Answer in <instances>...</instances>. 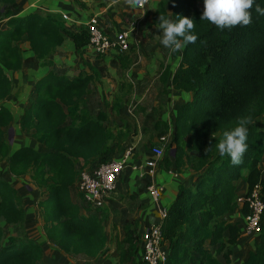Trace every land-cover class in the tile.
<instances>
[{
  "label": "trees",
  "instance_id": "1",
  "mask_svg": "<svg viewBox=\"0 0 264 264\" xmlns=\"http://www.w3.org/2000/svg\"><path fill=\"white\" fill-rule=\"evenodd\" d=\"M15 1L0 0V7ZM167 4L171 6L172 20L183 16L194 20L197 40L181 51L171 80L175 91L190 94L191 99L176 113L171 140L160 165L168 169L173 161L178 174L192 176L188 184L179 187L162 221V247L167 254L164 264H230L247 213V206L237 203V184H245L246 195L259 186L264 203V15L255 10L256 5L264 8V0H254L249 26L223 30L200 20L204 9L196 10L192 0H161L151 14V26H158L160 14L169 16ZM3 16L7 18V28L0 30V102L10 96L12 89L6 73L23 66L18 47L23 36L35 60L43 66L52 64L49 56L67 39L80 57L89 44L85 27L71 32L48 14L35 11L14 17L5 11ZM128 52L119 54L123 70L129 67ZM161 70L160 79L166 82L169 73L166 68ZM92 81L93 77L84 73L73 79L48 73L35 82V100L21 115L19 128L25 134L32 131L31 138L43 151L29 146L12 151L5 130L11 126L12 116L6 106L0 105V162H6L16 179L28 177L40 192L36 206L47 241L64 256L98 260L107 253L102 224L106 209L86 215L72 201L71 190L80 178L75 163H108L121 149L128 131L114 132L103 124L104 114L94 117L89 113L84 97ZM120 103L117 99L115 111ZM241 117H250L253 123L248 126V149L242 163L233 166L228 156L219 154L215 143ZM237 209L242 222L226 219ZM26 216L18 192L0 179V220L19 229ZM261 221L255 249L248 252L242 264H264V212ZM3 239L0 228V264H43V244L20 235L7 237L5 244ZM141 251L135 223H129L115 264H144Z\"/></svg>",
  "mask_w": 264,
  "mask_h": 264
},
{
  "label": "crops",
  "instance_id": "2",
  "mask_svg": "<svg viewBox=\"0 0 264 264\" xmlns=\"http://www.w3.org/2000/svg\"><path fill=\"white\" fill-rule=\"evenodd\" d=\"M160 1L149 0L144 9H134L127 5L125 0H16L12 5L0 7V30L7 28V18L3 16L5 11H10L14 17H22L35 11L43 15L48 14L71 32H77L81 26L85 27L87 21L94 16L101 30L107 35L127 31L131 23H137L135 30L130 32L133 48L128 52L129 67L126 70L121 68L120 53L117 51L98 55L94 49L86 46L80 57L69 39L49 56L52 64L43 66L35 60L26 36H23L18 43L23 66L19 71L6 73L12 89L10 96L0 102V105L6 106L12 116L11 126L5 129L12 151L23 146L43 151V147L31 138L32 131L25 134L19 128L21 115L35 100L33 94L35 82L48 73L68 79L84 73L93 77L84 97L89 113L94 117L104 114L106 119L103 124L114 129V132L128 131V137L121 144V149L115 153L114 158H121L126 150H131V158L128 159L125 169L117 179L116 190L103 207L106 209V217L102 224L107 239V253L103 259L92 260L91 264H115L118 246L124 238L125 226L135 223L140 238L142 233L160 221L159 208L168 209L179 187L188 184L191 180V173L180 175L175 171L173 161L168 169L164 168L160 165L163 156L157 158L153 153L157 148L165 152L171 140L176 113L182 104L191 99L190 94L175 91L171 86L172 77L179 66L181 51L172 53L168 48L157 47V37L162 38V30L158 26H151V14ZM145 9L147 13L144 12ZM165 9L171 16V6L167 4ZM63 16H67L68 20H64ZM148 34L152 37V41L149 40ZM161 68H166L169 73L166 82L160 79L163 70ZM117 99L121 102V107L115 111ZM157 122L161 124L158 127ZM166 135H169L167 144L160 141V138ZM149 160L157 163L154 176H149L139 168V170L132 169L133 166H143ZM76 162L89 171L97 164L84 165L81 160ZM261 173L264 178V158ZM0 179L10 183L22 198L27 213L22 232L27 234L26 238L43 244L41 263L50 264L48 246H53V254H56L60 261L66 258L69 262L72 258L78 257L89 259L84 256H64L39 232L30 236V227H28L30 215L25 202L32 192L30 180L28 177L21 179L13 177L4 161L0 162ZM149 184H154L163 190L157 203L152 201L147 192ZM237 189L240 198L246 196V186L243 182L237 184ZM73 191L76 193V186L71 190V199L78 205L81 213L94 215L95 210L84 203L82 195L74 194ZM226 219L242 222L240 209ZM0 228L4 232L3 244L7 237L17 236L14 231H18V228H12L2 220H0ZM255 245L256 236L247 235L242 231L230 258V264H242L248 252L255 249Z\"/></svg>",
  "mask_w": 264,
  "mask_h": 264
},
{
  "label": "built area",
  "instance_id": "3",
  "mask_svg": "<svg viewBox=\"0 0 264 264\" xmlns=\"http://www.w3.org/2000/svg\"><path fill=\"white\" fill-rule=\"evenodd\" d=\"M149 0L144 4V9ZM64 20H68L67 16H63ZM137 23L130 24L129 30L122 31L114 35L105 34L100 26L97 18H90L85 24V28L89 35L88 46L95 50L98 55H104L110 51L118 53H127L131 48L130 32L135 30ZM170 135V133H169ZM163 136L160 141L168 143V137ZM157 158L163 156V150L157 148L153 150ZM131 158V150L124 151L119 160H111L108 163L100 164L93 169L85 170L80 173L79 182L76 184L77 192L82 195L85 204L92 209L97 210L104 207L107 199L116 190V182L121 172L126 167V162ZM144 171L149 176H154L157 170L156 161L149 160L143 166H133V170ZM162 188L154 184L147 186V192L154 203H157L162 194ZM239 206L246 205L247 213L244 217L243 232L247 235L257 236L261 232L262 215L264 212V203L260 197V188L255 186L252 191L245 197H238ZM167 209L159 208L160 221L153 224L144 233L140 235L141 244V261L144 264H164L167 254L162 247V221L166 218Z\"/></svg>",
  "mask_w": 264,
  "mask_h": 264
},
{
  "label": "clouds",
  "instance_id": "4",
  "mask_svg": "<svg viewBox=\"0 0 264 264\" xmlns=\"http://www.w3.org/2000/svg\"><path fill=\"white\" fill-rule=\"evenodd\" d=\"M147 0H125L132 8H142ZM204 10L200 17L219 29H231L236 26H249L252 23L251 9L254 0H203ZM256 12L264 15V8L256 5ZM158 28L162 30L161 44L172 53L182 51L188 43H195L197 36L193 34L195 22L186 16L172 20L170 16L160 14ZM253 121L250 117L238 118L236 126L225 130L215 147L221 156H228L233 166L242 163V157L248 149V126ZM215 138V137H214ZM212 146L205 149L209 151Z\"/></svg>",
  "mask_w": 264,
  "mask_h": 264
},
{
  "label": "rangeland",
  "instance_id": "5",
  "mask_svg": "<svg viewBox=\"0 0 264 264\" xmlns=\"http://www.w3.org/2000/svg\"><path fill=\"white\" fill-rule=\"evenodd\" d=\"M194 8L196 10L202 11L204 9V3L203 0H192ZM145 13H147L146 9L144 10ZM153 32V31H152ZM154 33H152L153 35ZM149 40L152 41V37L148 34ZM161 37H157V47L158 48H166L161 44ZM156 45V44H155ZM120 158H113L111 160H119ZM76 167L79 168L80 173L85 171L86 168L81 167V165L76 162L75 163ZM30 186H31V190L32 192L29 193V197L25 199L26 205H27V211L28 214L30 215V225L28 227H30L29 229V233L30 236H32V234H36V233H42V221H41V214L39 212V209L37 208L36 204L37 202L40 200L41 196H40V192L37 190L35 191V187L31 184L30 182ZM74 194H79L77 191L76 193L73 191ZM78 201V199H77ZM40 224V225H39ZM15 234H17L18 236H25L27 237V234L25 232H22V228H19L18 231H14ZM37 235V234H36ZM53 246H48V253L50 256V264H91L92 260L91 259H85L83 257H78V258H72V260L66 261V258L64 261H60L59 257H56L57 255L53 254ZM48 256V257H49Z\"/></svg>",
  "mask_w": 264,
  "mask_h": 264
},
{
  "label": "water",
  "instance_id": "6",
  "mask_svg": "<svg viewBox=\"0 0 264 264\" xmlns=\"http://www.w3.org/2000/svg\"><path fill=\"white\" fill-rule=\"evenodd\" d=\"M170 154L171 156H174V150H171Z\"/></svg>",
  "mask_w": 264,
  "mask_h": 264
}]
</instances>
